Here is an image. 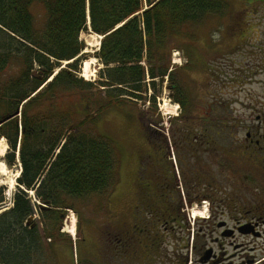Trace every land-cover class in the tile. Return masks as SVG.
I'll list each match as a JSON object with an SVG mask.
<instances>
[{"label": "trees", "instance_id": "16d2710c", "mask_svg": "<svg viewBox=\"0 0 264 264\" xmlns=\"http://www.w3.org/2000/svg\"><path fill=\"white\" fill-rule=\"evenodd\" d=\"M34 5L43 11L41 27L31 11ZM227 9L226 0H0V121L13 116L0 126V141L7 144L6 165L14 166L16 159L20 164L12 207L0 213V264H24L43 254L40 233L25 227L35 210L44 220V236L51 239L60 236L62 214L74 208L71 201L111 194L116 150L94 131L97 119L105 109L133 99L154 103V94L147 97L149 87L155 90V81L163 84L165 78L175 82L168 72L167 40L195 39L208 17L223 16ZM89 31L102 36L95 57L104 68L96 82L77 77L79 63L87 58L80 34ZM191 54L184 68L191 66ZM186 96H173L179 108L185 109ZM225 148L230 147L219 150L221 164L228 163L220 166L224 172L234 154ZM169 174L171 180L158 185L163 213L147 212L148 221H163L166 231L170 222L179 227L182 221L178 214H167L173 205L181 212L172 168ZM29 191L48 208L32 203ZM3 194L0 187V210ZM144 215L133 219L141 221L135 228L149 232ZM152 232L153 239L159 235Z\"/></svg>", "mask_w": 264, "mask_h": 264}, {"label": "rangeland", "instance_id": "374dc122", "mask_svg": "<svg viewBox=\"0 0 264 264\" xmlns=\"http://www.w3.org/2000/svg\"><path fill=\"white\" fill-rule=\"evenodd\" d=\"M226 1L228 2L226 13L219 17H208L203 25L196 29L195 39L187 41L180 36L167 40L168 72H172L174 85L176 84L178 88L171 89L172 82L167 78L163 84L156 80L155 90L149 87L147 91V97L153 94L156 96L154 103L133 99V102L126 101L118 109L112 106L102 112L94 131L106 136L114 144L117 156L115 186L110 190L111 194H106L103 198L90 197L82 201H71L74 208L65 213L66 216L62 220L64 226L61 231L64 233L60 232V236L55 238L49 239L44 236V220L40 213L33 214L28 227L34 225L40 233L43 254L32 261L28 260V264H51L50 262L53 264L55 263L53 260L59 258L58 264H99L103 262L100 253L106 250L103 245L106 237L110 239L111 247L106 250L105 255L110 253L111 257L107 259L117 260L119 256V247L115 241L119 238L117 232L130 227L135 228L141 221L133 219L144 211L146 215L143 220L147 218L145 225L150 228L149 232L140 226L134 229L139 235V244L144 248V252L138 251L140 259H147V249H152L153 256H158L159 261L164 264H180L179 261L188 254V251L183 249L184 245L195 243L193 228L196 229L199 216H206V213L195 205L189 207L185 226L183 213L174 212L176 205L170 206L167 214H172L173 217L178 214L182 220L180 226L188 228L186 230L170 222L166 231L165 225L164 227L162 225L163 221H148V218H151L147 214L148 211L155 216L163 213L164 207L158 185L169 177L168 166L165 163L160 165L157 161L152 162L151 147L157 154L163 146L162 137L166 136L167 131L172 130L169 126L170 120L180 131L194 125L193 117L218 114L221 117H228L227 120H223L225 124L218 122L219 136L220 133L222 137L225 136L224 139L218 138L219 146L221 148L228 146L232 134L235 143L232 164L245 163L238 142L241 143L249 126L251 128L256 125V116H264V0ZM31 11L36 26L41 27L43 19L41 7L34 5ZM91 37L96 40L98 35L90 31L80 34V40L85 45L82 56L86 55L87 58L79 63L77 77L96 82L100 79L99 74L104 66L95 57L99 47L88 42ZM183 52L188 60L190 59L187 54L192 53L190 67L184 68L187 60ZM173 61L176 64H173ZM66 64L67 62H64L61 67ZM182 93L187 95L185 109L179 108L173 99V96L177 97ZM166 108L170 114H166ZM146 130L150 133V142L146 139ZM6 150V142L0 141V187L4 188L3 195L6 199L0 212L12 207L17 190L16 179L20 173L17 159L12 167L4 162ZM181 154L184 157L182 152ZM176 159L177 165H174L175 161L172 159V166L176 176H180L182 165L179 164L177 156ZM220 160V166L228 164H221ZM202 162L204 165L210 164V159L203 155ZM185 165H189L186 170L190 173L193 162L189 164L188 160H183V166ZM219 178L220 197L230 193L231 188L226 176L220 175ZM177 184L176 192L178 190V194L181 195L178 179ZM28 197L32 203H36L35 201L41 203L36 199L34 192L28 194ZM110 215L118 219L106 223L110 221L106 220ZM97 228L100 231H97ZM153 230L159 234L157 237L154 236V239L151 234L148 236V233L153 234ZM148 237L151 240H147ZM154 243H158L159 247ZM188 257H192L191 252ZM153 258L154 264H159L155 257Z\"/></svg>", "mask_w": 264, "mask_h": 264}, {"label": "flooded vegetation", "instance_id": "af4514ba", "mask_svg": "<svg viewBox=\"0 0 264 264\" xmlns=\"http://www.w3.org/2000/svg\"><path fill=\"white\" fill-rule=\"evenodd\" d=\"M183 56L186 58L184 52ZM186 60L187 66L190 62L187 58ZM170 88H174L173 83ZM227 119L228 117H221L218 114H203L192 118L194 125L187 127L190 131L184 128L177 132L174 131L175 125L170 120L169 126L172 130L170 129L166 136H163L164 144L159 149L163 163L168 166L167 169L170 172L171 168L173 169L172 159L175 161L174 165H177V156L179 164L182 165V175L176 176L174 172L176 182L178 179L182 191L181 210L183 211L181 213L185 219V226L189 207L195 205L201 209L200 211L206 213V216H201L197 220L196 229L193 228L196 236L195 243H187L183 248L188 251V254L191 252L192 257L185 255L179 261L180 264H264V116L257 115L256 125L251 128L249 126L245 130L241 143L238 142V148L242 151L240 153L244 156L245 163L232 164L233 166L230 165L231 168L224 172L219 165V150L222 148L219 146L220 136L217 128L218 122L223 125L226 123L223 120ZM223 137L220 138L224 139ZM233 139L231 134L230 148L227 152L231 150L235 152ZM152 149L153 147L150 153L154 163L157 161L158 154H155ZM203 155L210 159V164L204 165ZM183 160H188L189 164L193 162L190 173L186 170L189 165L183 166ZM220 175L226 176L230 181L231 192L219 197ZM170 180L169 174L167 181ZM115 219L118 217L110 215L106 218L110 221H105L111 223ZM81 225L82 223L79 224V228ZM185 226L179 227L183 230L188 229ZM35 227L32 225L30 230ZM134 229L130 227L117 232L119 235V238L115 239L119 247L117 260L107 259L111 257L110 253L105 255L106 250L111 247L110 239L106 237L107 240L105 239L103 243L106 250H101L100 253L103 262L99 264H154L152 249L146 250V260L139 258L138 251L144 252V248L142 244H139V235ZM97 231H100L99 228ZM60 232H62L61 227ZM59 260L60 258L53 260L55 262L53 264H58ZM25 262L28 264V260Z\"/></svg>", "mask_w": 264, "mask_h": 264}, {"label": "bare ground", "instance_id": "6f19581e", "mask_svg": "<svg viewBox=\"0 0 264 264\" xmlns=\"http://www.w3.org/2000/svg\"><path fill=\"white\" fill-rule=\"evenodd\" d=\"M97 36V35H96ZM88 42L91 43V44H95L97 47H99L100 45V37L98 36V38L96 40H94L92 37L88 39ZM90 45V44H89ZM92 47V46H91ZM88 63V62H87ZM169 109L166 108V114H170V111H168ZM2 141V140H1ZM39 185V184H38ZM37 185V186H38ZM33 191H29V194H33L32 193ZM200 217V216H199ZM75 231V230H74Z\"/></svg>", "mask_w": 264, "mask_h": 264}, {"label": "water", "instance_id": "95a60500", "mask_svg": "<svg viewBox=\"0 0 264 264\" xmlns=\"http://www.w3.org/2000/svg\"><path fill=\"white\" fill-rule=\"evenodd\" d=\"M146 8L145 7H142V9H141V11H144ZM13 118V116H11V117H8V118H6V119H4V120H1L0 121V126L3 124V123H5L6 121H8V120H10V119H12ZM22 144V141L20 142V145ZM43 207H45V205H43ZM46 208V207H45ZM29 219H31V218H29Z\"/></svg>", "mask_w": 264, "mask_h": 264}]
</instances>
